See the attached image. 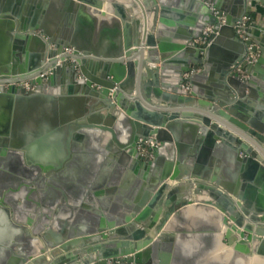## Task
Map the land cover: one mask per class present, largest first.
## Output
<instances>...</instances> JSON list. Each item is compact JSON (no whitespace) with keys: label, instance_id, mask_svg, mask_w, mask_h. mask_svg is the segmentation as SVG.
Wrapping results in <instances>:
<instances>
[{"label":"water","instance_id":"95a60500","mask_svg":"<svg viewBox=\"0 0 264 264\" xmlns=\"http://www.w3.org/2000/svg\"><path fill=\"white\" fill-rule=\"evenodd\" d=\"M259 4L0 0V264H264Z\"/></svg>","mask_w":264,"mask_h":264},{"label":"built area","instance_id":"2783aa9c","mask_svg":"<svg viewBox=\"0 0 264 264\" xmlns=\"http://www.w3.org/2000/svg\"><path fill=\"white\" fill-rule=\"evenodd\" d=\"M213 11H214V15L215 16H219L220 11L215 10V9H213ZM219 19L221 21V24L224 25L225 24L224 17H219ZM253 24H254V22H253L252 18L247 15V16H245L242 19V21L240 22L239 27L240 28H252L253 27ZM212 34H213V27L212 26H208L204 30L203 37L198 41V43L201 44V45H209V39L212 36ZM73 51H74L73 48H65V49H63L62 54L63 55H69V54H72ZM252 58H253V61H250L248 59V62L251 63V64L257 61V59L259 58V54L252 55ZM66 62L67 63H71L72 61L71 60H66ZM59 64H62V62L59 61ZM195 72H198V70L192 71V73H195ZM239 73L241 75V79L246 80L248 78V76L244 72L239 71ZM50 74H51V71L48 70L47 72H45V73H43L41 75V78L42 79L48 78L50 76ZM189 76H190V74H187L185 76V80H188ZM16 86L19 87V88H25L26 90H29L30 87H31V82L30 81L20 82V83H17ZM183 90L184 91H188L189 90V85H188L187 82L183 86ZM157 147H158V144H156L153 141H151V142H142L141 141L140 144H139V151H140L141 156L145 160H151L153 158V150L155 148H157Z\"/></svg>","mask_w":264,"mask_h":264},{"label":"crops","instance_id":"0c3cea01","mask_svg":"<svg viewBox=\"0 0 264 264\" xmlns=\"http://www.w3.org/2000/svg\"><path fill=\"white\" fill-rule=\"evenodd\" d=\"M257 9L259 10L260 13L258 12V10H256V12L252 13L250 15V17L252 18L254 24H256V26L259 27L260 29L262 28L261 30L264 31V6L259 4ZM177 26H178V24H177ZM159 67L160 66H158L157 68H159ZM257 104L260 105V102L258 101Z\"/></svg>","mask_w":264,"mask_h":264},{"label":"bare ground","instance_id":"6f19581e","mask_svg":"<svg viewBox=\"0 0 264 264\" xmlns=\"http://www.w3.org/2000/svg\"><path fill=\"white\" fill-rule=\"evenodd\" d=\"M228 250H229V249L226 248V249H225V252H229V251H230V250H229V251H228ZM218 254H220V253H218ZM221 254H225V253H224V250L221 252Z\"/></svg>","mask_w":264,"mask_h":264},{"label":"flooded vegetation","instance_id":"af4514ba","mask_svg":"<svg viewBox=\"0 0 264 264\" xmlns=\"http://www.w3.org/2000/svg\"><path fill=\"white\" fill-rule=\"evenodd\" d=\"M199 69H200V68H197L196 70H198V71H199Z\"/></svg>","mask_w":264,"mask_h":264}]
</instances>
